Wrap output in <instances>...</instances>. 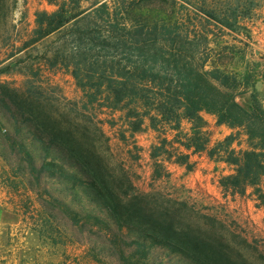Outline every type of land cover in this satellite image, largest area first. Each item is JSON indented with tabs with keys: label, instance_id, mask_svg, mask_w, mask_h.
Returning a JSON list of instances; mask_svg holds the SVG:
<instances>
[{
	"label": "trees",
	"instance_id": "trees-1",
	"mask_svg": "<svg viewBox=\"0 0 264 264\" xmlns=\"http://www.w3.org/2000/svg\"><path fill=\"white\" fill-rule=\"evenodd\" d=\"M47 1L55 8L36 10L28 30L26 0H0L3 161L57 226L110 264H251L229 257L241 258V250L227 254L213 243L207 228L216 218L139 189L90 105L121 112V139L156 133L154 178L169 175L170 163L193 170L192 156L205 153L232 166L218 180L225 193L264 205V105L253 95L246 107L236 75L206 68L212 26L235 29L253 17L254 0ZM35 61L69 72L85 99L31 80L39 76ZM13 71L29 75L23 85L1 79ZM204 111L235 131L210 145ZM241 133L246 148L236 150Z\"/></svg>",
	"mask_w": 264,
	"mask_h": 264
},
{
	"label": "rangeland",
	"instance_id": "rangeland-1",
	"mask_svg": "<svg viewBox=\"0 0 264 264\" xmlns=\"http://www.w3.org/2000/svg\"><path fill=\"white\" fill-rule=\"evenodd\" d=\"M226 1L223 0V5ZM254 5L253 17L241 20L235 29L212 26L214 31L209 33L207 50V69L219 67L236 75L242 83L238 89H247V92L237 96L246 107H250L253 95L264 105V0H254ZM54 8L47 0H26L25 5L20 6V10L26 13L21 26L31 29L36 10ZM20 10L16 12L19 18ZM36 62L34 68L39 70V76L31 80L42 85H55L69 99H85L83 90L69 72L50 70ZM27 76L13 71L2 75L1 79L23 85ZM90 107L101 120L115 155L135 173V184L139 189L159 190L178 200L187 201L203 214L213 216L218 222H211L212 227L207 230L217 237L214 244L223 247L226 253L227 250H241V258H235L232 253L229 255L231 259L264 264V205L256 206L248 195L232 196L222 190L218 183L219 177L231 173V165L221 160H210L205 153L195 154L192 158L198 163L193 170L170 163L169 175L154 178L149 148L156 140V133L146 129L131 137L126 132V139H121L120 134L124 131L123 119L119 118L121 112L112 111L98 102ZM202 114L208 121L210 145L235 131L225 124H218L213 114L205 111ZM182 127L188 130V121L184 120ZM232 147L236 150L246 148L242 133L232 143ZM200 226V221H197L193 228L198 230ZM214 259L218 260L216 257ZM0 264L110 263L57 226L41 208L24 180L0 157Z\"/></svg>",
	"mask_w": 264,
	"mask_h": 264
}]
</instances>
